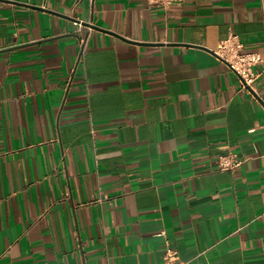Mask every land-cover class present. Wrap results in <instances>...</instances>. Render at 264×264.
<instances>
[{
	"label": "crops",
	"instance_id": "obj_1",
	"mask_svg": "<svg viewBox=\"0 0 264 264\" xmlns=\"http://www.w3.org/2000/svg\"><path fill=\"white\" fill-rule=\"evenodd\" d=\"M230 34L264 58V0H0V264H264V72Z\"/></svg>",
	"mask_w": 264,
	"mask_h": 264
},
{
	"label": "built area",
	"instance_id": "obj_2",
	"mask_svg": "<svg viewBox=\"0 0 264 264\" xmlns=\"http://www.w3.org/2000/svg\"><path fill=\"white\" fill-rule=\"evenodd\" d=\"M151 7H160L168 9L174 3H180L184 0H146ZM215 56L224 63L229 71L235 74L240 80V86L245 91H252L257 80L254 69L257 66L262 67L264 72V58L255 53H244L243 45L238 36L230 34L224 41L220 42ZM255 93V92H254ZM260 104L264 108V99H260ZM245 159L237 154L229 153L217 158V170L221 172H232L240 168ZM161 236H165L162 234ZM163 264H186L178 259L177 252L166 248L162 256Z\"/></svg>",
	"mask_w": 264,
	"mask_h": 264
},
{
	"label": "water",
	"instance_id": "obj_3",
	"mask_svg": "<svg viewBox=\"0 0 264 264\" xmlns=\"http://www.w3.org/2000/svg\"><path fill=\"white\" fill-rule=\"evenodd\" d=\"M211 54H212L213 56H215V54H214L213 52H211Z\"/></svg>",
	"mask_w": 264,
	"mask_h": 264
}]
</instances>
